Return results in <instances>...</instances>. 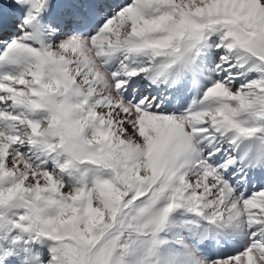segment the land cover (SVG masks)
<instances>
[{
	"label": "snow or ice",
	"instance_id": "obj_1",
	"mask_svg": "<svg viewBox=\"0 0 264 264\" xmlns=\"http://www.w3.org/2000/svg\"><path fill=\"white\" fill-rule=\"evenodd\" d=\"M0 264H264V0H0Z\"/></svg>",
	"mask_w": 264,
	"mask_h": 264
}]
</instances>
